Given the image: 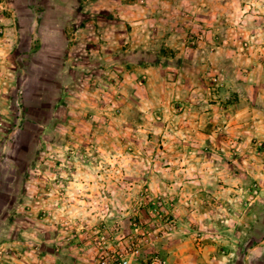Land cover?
<instances>
[{
    "label": "rangeland",
    "instance_id": "obj_1",
    "mask_svg": "<svg viewBox=\"0 0 264 264\" xmlns=\"http://www.w3.org/2000/svg\"><path fill=\"white\" fill-rule=\"evenodd\" d=\"M0 264H264V0H0Z\"/></svg>",
    "mask_w": 264,
    "mask_h": 264
},
{
    "label": "crops",
    "instance_id": "obj_2",
    "mask_svg": "<svg viewBox=\"0 0 264 264\" xmlns=\"http://www.w3.org/2000/svg\"><path fill=\"white\" fill-rule=\"evenodd\" d=\"M113 7H110L111 8V12H117V6H118V4H116V5H112ZM122 16V15H121ZM129 16V18H132V16H130V15H128ZM102 17H104V19H106V17L107 16H102ZM125 18H128V17H125ZM111 21H113V22H111V23H109V25H111L110 27H111V30H113V31H111L112 33L111 34H113V32H115L114 34H116V37L118 36V38H112V39H107V33L106 34H103V35H101L102 36V38H103V36L105 37V39H106V41H105V39H104V44H109V42H110V44H112V43H118V42H122V38H120V36H122V33H121V25H120V21L118 20V19H113V20H111ZM133 21V20H132ZM134 23H137V22H135L134 21ZM89 24V23H88ZM131 24H133V22H131ZM105 25V26H104ZM104 25H103V28H102V30H106L107 29V26H106V24L104 23ZM118 26L120 27V30H118ZM181 30L183 31V27L182 26H178V25H174V26H172L171 27V30L170 31H168V34L166 35V40H168V43H170V42H175V43H180V45H181V43L182 42H184V35H180V34H182L181 33ZM119 31V32H118ZM117 33H118V35H117ZM127 36H129V35H127ZM183 36V37H182ZM100 37V36H99ZM108 42V43H107ZM102 56V59H106V56H104V55H101ZM145 69H147V70H150L151 69V67H155V65L154 66H152V65H150V67H149V65H145V64H143V63H140ZM163 67H164V65H162ZM182 67V66H181ZM159 68H161L160 66H159ZM170 69H171V67H170Z\"/></svg>",
    "mask_w": 264,
    "mask_h": 264
}]
</instances>
